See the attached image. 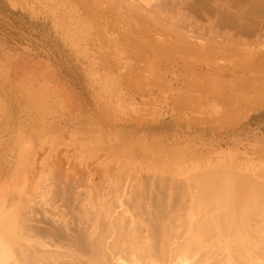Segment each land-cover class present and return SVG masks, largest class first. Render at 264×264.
<instances>
[{
  "label": "rangeland",
  "instance_id": "1",
  "mask_svg": "<svg viewBox=\"0 0 264 264\" xmlns=\"http://www.w3.org/2000/svg\"><path fill=\"white\" fill-rule=\"evenodd\" d=\"M101 2L88 11L78 0H0V192L23 151L34 168L28 189L48 178L90 177L97 188L116 177L179 179L200 161L264 167V95L250 107L214 108L200 88L212 73L177 78L161 70L160 55L138 59L135 48L147 40L119 43L125 32L107 30ZM183 11L170 12L183 37L214 35V18ZM213 53L255 63L264 39L247 35ZM176 99H186L179 110Z\"/></svg>",
  "mask_w": 264,
  "mask_h": 264
},
{
  "label": "bare ground",
  "instance_id": "2",
  "mask_svg": "<svg viewBox=\"0 0 264 264\" xmlns=\"http://www.w3.org/2000/svg\"><path fill=\"white\" fill-rule=\"evenodd\" d=\"M90 1L78 0L88 11ZM101 1L107 30L125 32L119 43L147 40L135 48L138 59L160 55L161 70L177 78L212 73L200 88L214 108L250 107L264 95V57L213 58L247 35L262 43L264 0ZM171 10L214 18V35L203 43L183 37ZM185 100L176 99L174 108ZM31 159L20 152L1 188L0 264H264V167L200 161L179 179L116 177L97 188L90 177L86 184L48 178L28 189Z\"/></svg>",
  "mask_w": 264,
  "mask_h": 264
}]
</instances>
